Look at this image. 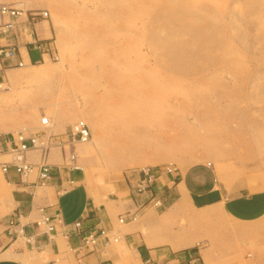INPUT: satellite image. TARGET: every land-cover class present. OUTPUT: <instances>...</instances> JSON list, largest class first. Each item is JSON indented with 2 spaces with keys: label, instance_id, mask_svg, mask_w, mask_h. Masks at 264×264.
Wrapping results in <instances>:
<instances>
[{
  "label": "rangeland",
  "instance_id": "374dc122",
  "mask_svg": "<svg viewBox=\"0 0 264 264\" xmlns=\"http://www.w3.org/2000/svg\"><path fill=\"white\" fill-rule=\"evenodd\" d=\"M20 6L48 12L54 52L44 62L53 70L27 76L37 62L11 69L12 79L0 77V109L14 128L0 133L27 135L44 115L57 131L82 118L90 137L77 140L79 163L89 182L106 190L113 185L104 174L203 161L229 196L264 199V0ZM174 219V226L187 221ZM258 226L262 238L264 216ZM214 263L241 261L222 254Z\"/></svg>",
  "mask_w": 264,
  "mask_h": 264
},
{
  "label": "crops",
  "instance_id": "0c3cea01",
  "mask_svg": "<svg viewBox=\"0 0 264 264\" xmlns=\"http://www.w3.org/2000/svg\"><path fill=\"white\" fill-rule=\"evenodd\" d=\"M1 3L23 9L11 27L0 30V46L16 47L13 57L0 55L2 80L13 78L11 69L37 62L42 65L27 68V76L52 71L44 62L54 52L48 18L20 6L24 0ZM7 20L9 17L0 12V23ZM37 42L48 50L39 49ZM18 60L23 64L18 65ZM7 116L0 109V130L14 129ZM38 123L25 135L27 147L20 151V157L13 150L19 145L15 133H0V264H215L222 254L235 255L241 264H264V237H256L262 229L258 220L264 216L261 194L229 196L214 168L203 161L172 172L159 171L152 190L141 192L134 188L139 177L136 170L104 174L102 181L113 185L112 190H106L89 182L83 164L76 168L69 163L70 149L75 150L77 162L81 161L78 142H69V128L57 131L55 125L49 126L50 120L49 127H43L40 120ZM33 136L50 145L45 155L50 176L45 180L38 174L43 158L41 149L32 144ZM21 162L33 168L21 172L16 168ZM152 194L161 198V206L150 202ZM42 211L50 216L58 214L62 222L46 231L36 223ZM123 214L128 215L120 221ZM182 216L187 221L174 226V218ZM77 220L78 226L74 224ZM97 227L107 229L110 236L118 235V240L106 244L100 237L93 249L74 251L83 235ZM251 240L261 241L251 244Z\"/></svg>",
  "mask_w": 264,
  "mask_h": 264
},
{
  "label": "built area",
  "instance_id": "2783aa9c",
  "mask_svg": "<svg viewBox=\"0 0 264 264\" xmlns=\"http://www.w3.org/2000/svg\"><path fill=\"white\" fill-rule=\"evenodd\" d=\"M22 11L23 9L21 7L14 6L8 3H1L0 12L2 14H6L9 17V20L0 23V30L5 31L9 27H11L14 24L15 17L18 16L20 13H22ZM47 13L48 12L46 10L42 11L43 15H47ZM36 46L39 49H44L45 51L48 50L43 46L41 42H37ZM15 54H16V47L14 45L0 46V55L4 57H13ZM22 64L23 61L18 60V65H22ZM41 123L42 124L48 123V118L46 115L41 117ZM15 137L19 141V145L18 147H13V150L17 152V156L20 157L21 156L20 151L27 147L26 142L24 141L25 135L23 132L17 131ZM89 137H90V127L88 123L82 118L75 120L69 129V142H74L77 140H81V141L88 140ZM32 144L34 145V147L40 148L42 151L43 160L40 162L37 169H38L39 177L42 180H45L50 176V165L45 160V155L50 145L44 140H40L39 136L32 137ZM76 158L77 155L75 150L70 149L67 154V159L69 163L71 164L72 167L81 168L82 166L80 163L77 162ZM2 167L5 169V165H3ZM176 167H177L176 165H172V164H163L155 167L148 165L142 166L138 170L139 177L134 185L135 190H137L138 192L152 190L157 172L159 171L172 172L176 169ZM16 168L21 172H27L33 168V165L28 162H21L17 164ZM150 202L156 207L162 205L161 198L154 194L151 195ZM126 215L128 214L121 215L119 217V220L123 221L126 218ZM130 215L131 218L136 217V214H130ZM60 222H62V219L58 214H54V216H50L49 214L43 211L41 213V216L36 220V223L38 225H42L43 228L48 232L52 231L55 228V224ZM74 224L78 226L80 224V221L77 220L74 222ZM100 237L104 239L103 242L106 244L109 243L110 241H117L119 238L118 235L110 236L107 229L103 227H97L96 229H92L90 232L83 235L81 243L75 246L73 250L76 252H79L80 250H84V249L91 250L94 248ZM30 238L31 236L27 237V239ZM86 264H92V262H87Z\"/></svg>",
  "mask_w": 264,
  "mask_h": 264
},
{
  "label": "bare ground",
  "instance_id": "6f19581e",
  "mask_svg": "<svg viewBox=\"0 0 264 264\" xmlns=\"http://www.w3.org/2000/svg\"><path fill=\"white\" fill-rule=\"evenodd\" d=\"M140 1V0H139ZM24 6V5H23ZM49 121V120H48ZM48 124V123H47ZM46 125V124H45ZM90 127V126H89ZM84 141H87V140H84Z\"/></svg>",
  "mask_w": 264,
  "mask_h": 264
}]
</instances>
